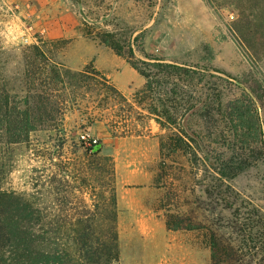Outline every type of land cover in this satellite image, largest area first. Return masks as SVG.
Wrapping results in <instances>:
<instances>
[{"label": "trees", "instance_id": "1", "mask_svg": "<svg viewBox=\"0 0 264 264\" xmlns=\"http://www.w3.org/2000/svg\"><path fill=\"white\" fill-rule=\"evenodd\" d=\"M94 28L87 21L79 26L84 37L111 49L145 79L132 101L97 69L73 71L54 61L59 48L51 45L69 40L24 48L16 77L0 53V264H120L115 163L101 149L93 151L98 142L81 155L60 154L54 164L89 196L81 213L56 215L42 209L34 195L1 187L11 146L29 141L36 131L61 132L67 112L80 101L102 109L120 106L125 114L109 120L114 138L145 134L134 117L148 120V131L151 121L166 131L159 138L154 185L164 191L160 202L169 231L196 233L210 264H264V214L240 201L229 183L264 161L260 90L149 54L143 35L132 39ZM221 210L232 211V217Z\"/></svg>", "mask_w": 264, "mask_h": 264}, {"label": "rangeland", "instance_id": "2", "mask_svg": "<svg viewBox=\"0 0 264 264\" xmlns=\"http://www.w3.org/2000/svg\"><path fill=\"white\" fill-rule=\"evenodd\" d=\"M83 1L85 5L78 7L72 0H0V53L4 60L9 58L8 72L16 77L24 48L69 40L67 45L50 46L59 48L54 61L73 71L93 67L107 78L103 70L109 71L132 101L145 79L111 49L84 37L79 26L87 21L98 31L132 39L143 35L146 52L167 62L207 69L243 88L255 85L264 103V0ZM136 57L145 59L138 53ZM258 108L264 135V106ZM118 114H125L120 106L102 109L97 103L80 101L67 112L61 132L36 131L29 141L9 147L1 187L34 195L42 209L56 215L81 213L84 203H90L89 196L54 164L60 154L62 158L81 155L97 140L101 154L111 156L115 163L120 264H210V252L196 233L169 231L165 224L160 202L164 191L154 185L160 153L155 162L152 138L159 143L166 131L155 121L148 131V120L139 122L134 117L132 123L145 134L114 138L109 120ZM135 137L144 141L123 142ZM229 183L240 201L264 214V161ZM221 212L225 218L232 217V211Z\"/></svg>", "mask_w": 264, "mask_h": 264}, {"label": "crops", "instance_id": "3", "mask_svg": "<svg viewBox=\"0 0 264 264\" xmlns=\"http://www.w3.org/2000/svg\"><path fill=\"white\" fill-rule=\"evenodd\" d=\"M55 1V0H54ZM51 2H53V1H51ZM103 70V69H102ZM104 72H105V74L108 76V78L109 79H111L112 81H113V83L117 86V88L119 89V90H124V89H122V87L118 84V81L117 80H115L114 79V77H113V75L112 74H109L108 72L109 71H105V70H103ZM153 139V141H154V143H155V146H154V150H155V152H154V160L156 159V157L158 156V154L160 153V149H159V143L158 142H155V141H157V139L156 138H152ZM126 141H133V142H135L136 144H140L141 142H143L144 140H143V138H141V137H135V138H125V139H123V142H126ZM139 149H141V148H139ZM153 160V161H154ZM155 162H156V160H155ZM129 207L131 208L132 207V204L130 203L129 204Z\"/></svg>", "mask_w": 264, "mask_h": 264}, {"label": "water", "instance_id": "4", "mask_svg": "<svg viewBox=\"0 0 264 264\" xmlns=\"http://www.w3.org/2000/svg\"><path fill=\"white\" fill-rule=\"evenodd\" d=\"M100 149H101V145L98 144V145H96V146L94 147L93 151H94V152H97V151L100 150Z\"/></svg>", "mask_w": 264, "mask_h": 264}, {"label": "built area", "instance_id": "5", "mask_svg": "<svg viewBox=\"0 0 264 264\" xmlns=\"http://www.w3.org/2000/svg\"><path fill=\"white\" fill-rule=\"evenodd\" d=\"M23 39H24V38H23ZM24 40L27 41V39H24ZM92 143H93V144H96V143H97V140H93V141L91 142V144H92ZM91 144H90V145H91Z\"/></svg>", "mask_w": 264, "mask_h": 264}]
</instances>
